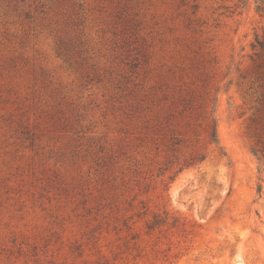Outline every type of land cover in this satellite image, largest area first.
I'll use <instances>...</instances> for the list:
<instances>
[{
    "label": "rangeland",
    "instance_id": "rangeland-1",
    "mask_svg": "<svg viewBox=\"0 0 264 264\" xmlns=\"http://www.w3.org/2000/svg\"><path fill=\"white\" fill-rule=\"evenodd\" d=\"M256 2L0 0V264H35L17 252L33 245L72 262L87 221L110 240L128 221L138 264H264ZM179 92L216 98L227 156L203 136L204 161L168 163L150 126Z\"/></svg>",
    "mask_w": 264,
    "mask_h": 264
},
{
    "label": "trees",
    "instance_id": "trees-1",
    "mask_svg": "<svg viewBox=\"0 0 264 264\" xmlns=\"http://www.w3.org/2000/svg\"><path fill=\"white\" fill-rule=\"evenodd\" d=\"M256 3L257 11L263 12L264 0H257ZM253 48L258 56L264 52V35L262 38L256 37ZM156 100H159L158 103L167 104V107H163L162 112L154 114V121L150 128L153 134L171 132V140L167 145L169 155L167 161L169 164L178 163L181 165L180 169H184L196 166L204 161L207 154L202 151L200 146V140L203 136L209 144H215L221 153L227 156V152L221 145L218 135L216 98H209L208 96L201 98L194 94H182L179 92L172 96L163 94V98H157ZM182 123L187 129L186 131H192V138L182 136L179 131ZM159 144L158 142V148ZM253 152L259 160L264 158V149L263 155H259L258 150H253ZM261 189L262 187L259 186V190ZM163 223H165V220H162L159 215H155V221L147 223L148 233H151ZM85 224L88 229L83 231L79 238L71 241L68 245V252L73 259L72 262H68L67 258L61 261L53 258L48 259L45 254L47 250L40 253L38 247L34 245L28 248L20 246L17 252L19 256L31 257L35 264H138L137 260L142 256L143 252V249L137 243L140 235L132 231L133 226L128 221L124 222L128 234L122 237L117 233L119 237L116 240L108 238L111 231L109 222L92 224L87 221ZM117 229V226L113 227V230ZM58 242L61 245L64 243L60 237ZM45 244L47 248L49 242L47 241ZM26 245L28 244L26 243ZM78 259H80L79 262L77 261Z\"/></svg>",
    "mask_w": 264,
    "mask_h": 264
}]
</instances>
